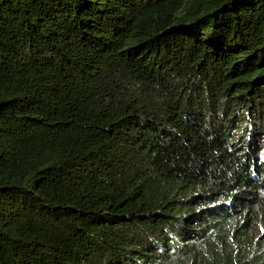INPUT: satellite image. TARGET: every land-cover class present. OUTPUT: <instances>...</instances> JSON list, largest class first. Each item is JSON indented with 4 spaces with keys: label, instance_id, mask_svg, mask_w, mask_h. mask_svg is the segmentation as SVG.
Instances as JSON below:
<instances>
[{
    "label": "trees",
    "instance_id": "obj_1",
    "mask_svg": "<svg viewBox=\"0 0 264 264\" xmlns=\"http://www.w3.org/2000/svg\"><path fill=\"white\" fill-rule=\"evenodd\" d=\"M0 264H264V0H0Z\"/></svg>",
    "mask_w": 264,
    "mask_h": 264
}]
</instances>
